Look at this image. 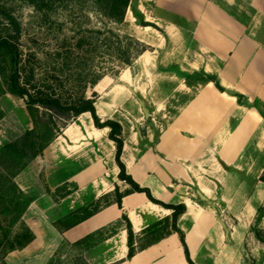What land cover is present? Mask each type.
I'll return each mask as SVG.
<instances>
[{"label":"crops","instance_id":"obj_1","mask_svg":"<svg viewBox=\"0 0 264 264\" xmlns=\"http://www.w3.org/2000/svg\"><path fill=\"white\" fill-rule=\"evenodd\" d=\"M131 18L139 30L127 34L154 48L134 62L140 77L127 67L94 88L102 121L122 125L128 174L155 198L186 206L176 224L195 264H264L255 230L264 231V0H131L120 25ZM147 97L154 111L145 127ZM109 131L84 112L15 177L33 196L23 219L35 238L10 252L9 264H47L62 242L88 236L89 264H190L171 227L150 237L173 210L142 192L125 195L121 208L111 203L71 227L62 223L116 186L131 188L119 178Z\"/></svg>","mask_w":264,"mask_h":264},{"label":"trees","instance_id":"obj_2","mask_svg":"<svg viewBox=\"0 0 264 264\" xmlns=\"http://www.w3.org/2000/svg\"><path fill=\"white\" fill-rule=\"evenodd\" d=\"M19 1L29 5L39 15L41 25H46L50 29L54 27L59 32L63 26L57 19L61 10H69L79 18L87 20L94 16L105 25L82 28L80 23L72 37L64 35L60 38L58 34H54L53 39L57 41L58 49L47 53L49 63L54 66L51 71L44 72V76L37 78V67L44 62L38 57L36 50L30 52L28 58L23 59L20 46L21 24L7 10L3 0H0V95L9 92L26 98L34 124L33 128L0 146V264H7L5 257L9 252L24 248L35 238L33 231L23 219L33 196L19 187L15 177L43 153L61 133L62 128L84 112L91 113L96 127L110 128L109 138L116 145L119 178L126 181L131 188L120 192L116 186L113 193L105 195L103 199L89 207H81L71 212L62 223L71 227L111 203H117L121 208L125 195L142 192L152 202L173 210L171 223L166 220L153 225L149 228L150 237L152 239L163 237L171 230L179 233L189 263L195 264L189 256L184 233L176 224L178 217L186 211V206L169 204L155 198L149 188L141 186L128 174L121 160L124 148L122 125L113 119L102 121L95 107L98 97L94 90L95 86L105 76L118 77L121 70L131 67L142 53L150 50L149 45L127 33H121L114 27L124 22L131 0ZM142 25L157 28L154 24L144 21ZM32 41L37 49L38 39ZM216 85L223 90L219 83ZM88 89L93 90L91 96L87 94ZM40 107L46 110L48 119L40 115ZM3 117L4 111L0 107V120ZM55 118L65 122L60 129H56ZM261 180L264 181V172ZM61 190L63 188H58L57 191ZM123 219L127 220L126 215ZM169 227L171 230H168ZM127 230L128 257H131L136 250L130 223ZM255 230L257 236L263 239L264 231L258 228ZM91 238L92 236H88L75 243L62 242L47 264H89L84 258L83 249L90 246ZM65 245L77 248V254L67 259L63 258L61 251Z\"/></svg>","mask_w":264,"mask_h":264},{"label":"rangeland","instance_id":"obj_3","mask_svg":"<svg viewBox=\"0 0 264 264\" xmlns=\"http://www.w3.org/2000/svg\"><path fill=\"white\" fill-rule=\"evenodd\" d=\"M3 3L6 5L7 10L21 24L22 35L20 39V46L23 52V59L28 58V54L36 50L35 52L37 53L38 57L44 62V64H41V66L37 65V78L44 76V72L47 70L51 71L52 67L54 66V64L49 63L47 57L48 52H53L54 50L58 49V43L53 39L54 34H58L60 38L64 35L72 37L80 23L82 28H93L96 26L104 27L105 25V23L94 16H90V20H87L86 18H79L78 15L69 10H61L60 14L57 16L58 21L63 23L62 30L59 32L56 28L54 29V27L50 29L46 25H41L39 15L29 5L19 0H3ZM130 20L131 24L125 23L124 25H114V27L117 28L121 33L139 30V28L135 26L136 21L132 18ZM32 39H38L37 49L34 47ZM153 50L154 48L150 46L149 51L153 52ZM162 57L163 54H160V58ZM131 67L133 73L140 77L141 71L138 65L134 63ZM133 85H137V82L134 81ZM92 92V89H88L87 94L91 96ZM145 101L146 103L144 104L148 109L147 112L148 114L152 115V112L154 111L152 100L150 97H147ZM0 107L4 111V117L0 120V146L15 139L26 130L34 127L33 119L28 109L26 98L9 92L5 93L0 95ZM140 111L142 118L145 120L144 126L147 127L149 123L152 122V120L150 121L152 117L148 115L149 118H145V112L143 108ZM40 115H42V117L45 119H48L49 117V115L46 113V110L41 107ZM54 120L56 123V129H60L65 123L59 118H55ZM160 120L162 121V119ZM63 192L64 189L60 191V193ZM9 253L5 257L7 264H9ZM75 254H77V248H71L69 245H65L61 251V255L66 259L73 257Z\"/></svg>","mask_w":264,"mask_h":264},{"label":"water","instance_id":"obj_4","mask_svg":"<svg viewBox=\"0 0 264 264\" xmlns=\"http://www.w3.org/2000/svg\"><path fill=\"white\" fill-rule=\"evenodd\" d=\"M140 103H141V105H142V108H143L145 114L147 115V114H148V113H147V108H146L144 102H143L142 100H140Z\"/></svg>","mask_w":264,"mask_h":264}]
</instances>
